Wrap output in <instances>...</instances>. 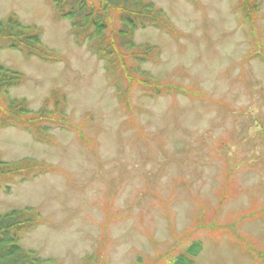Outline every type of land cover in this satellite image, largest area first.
Here are the masks:
<instances>
[{
  "label": "rangeland",
  "instance_id": "obj_1",
  "mask_svg": "<svg viewBox=\"0 0 264 264\" xmlns=\"http://www.w3.org/2000/svg\"><path fill=\"white\" fill-rule=\"evenodd\" d=\"M151 1L169 26L135 32L159 49L142 68L177 91L153 97L112 78L51 0H0L57 57L2 49L25 74L8 95L66 116L41 136L0 128L3 160L54 165L0 187V213L39 208L21 244L53 264H166L191 243L194 264H264V0L252 17L238 0Z\"/></svg>",
  "mask_w": 264,
  "mask_h": 264
},
{
  "label": "trees",
  "instance_id": "obj_2",
  "mask_svg": "<svg viewBox=\"0 0 264 264\" xmlns=\"http://www.w3.org/2000/svg\"><path fill=\"white\" fill-rule=\"evenodd\" d=\"M59 18L68 19L76 42L103 61L112 78L123 79L126 87L135 85L144 95L160 96L177 92L161 83L141 65L152 61L159 53L157 46L136 44L134 34L146 27H168L164 11L149 0H51ZM242 12L252 17L260 0H238ZM16 49L43 61L55 60L41 41L39 27L21 22L15 14L0 19V51ZM24 81L23 73L0 62V127H31L36 136L43 120L64 126L66 116L61 102L53 98V109L43 107L31 111L25 99L11 98L8 91ZM118 82V81H117ZM119 83V82H118ZM51 166L34 158L6 161L0 157V187L9 189L51 170ZM36 208L23 207L0 213V264H50L33 251L23 248L21 236L40 222ZM198 245L187 254L178 255L169 264H191Z\"/></svg>",
  "mask_w": 264,
  "mask_h": 264
}]
</instances>
